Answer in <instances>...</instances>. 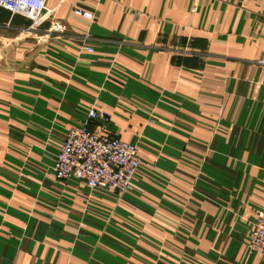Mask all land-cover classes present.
Returning <instances> with one entry per match:
<instances>
[{
	"label": "crops",
	"instance_id": "1",
	"mask_svg": "<svg viewBox=\"0 0 264 264\" xmlns=\"http://www.w3.org/2000/svg\"><path fill=\"white\" fill-rule=\"evenodd\" d=\"M47 5L0 8V264H264V0ZM93 108L138 148L124 194L52 170Z\"/></svg>",
	"mask_w": 264,
	"mask_h": 264
},
{
	"label": "built area",
	"instance_id": "2",
	"mask_svg": "<svg viewBox=\"0 0 264 264\" xmlns=\"http://www.w3.org/2000/svg\"><path fill=\"white\" fill-rule=\"evenodd\" d=\"M0 8L11 16L28 19V31H36L54 14L47 0H0ZM74 13L88 21L94 20V14L84 9L74 7ZM78 38L88 41L92 36L86 34ZM260 63L264 65V57ZM111 119L108 111L93 108L88 111L84 123L69 130L52 166L59 182L74 178L90 189L106 188L120 194L131 189L132 180L141 165L138 148L104 130ZM250 250L264 257V211L253 225Z\"/></svg>",
	"mask_w": 264,
	"mask_h": 264
}]
</instances>
